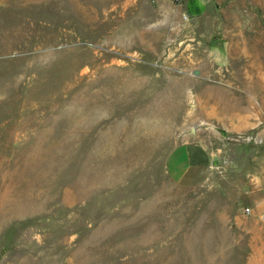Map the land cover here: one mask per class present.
Segmentation results:
<instances>
[{"label":"rangeland","instance_id":"rangeland-1","mask_svg":"<svg viewBox=\"0 0 264 264\" xmlns=\"http://www.w3.org/2000/svg\"><path fill=\"white\" fill-rule=\"evenodd\" d=\"M0 264H264V0H0Z\"/></svg>","mask_w":264,"mask_h":264},{"label":"crops","instance_id":"crops-1","mask_svg":"<svg viewBox=\"0 0 264 264\" xmlns=\"http://www.w3.org/2000/svg\"><path fill=\"white\" fill-rule=\"evenodd\" d=\"M208 150L194 142H183L169 152L166 171L173 182L199 178L210 163Z\"/></svg>","mask_w":264,"mask_h":264},{"label":"built area","instance_id":"built-area-1","mask_svg":"<svg viewBox=\"0 0 264 264\" xmlns=\"http://www.w3.org/2000/svg\"><path fill=\"white\" fill-rule=\"evenodd\" d=\"M176 2H181V0H175ZM246 212H249V210L247 209Z\"/></svg>","mask_w":264,"mask_h":264},{"label":"water","instance_id":"water-1","mask_svg":"<svg viewBox=\"0 0 264 264\" xmlns=\"http://www.w3.org/2000/svg\"><path fill=\"white\" fill-rule=\"evenodd\" d=\"M220 44H221V43L219 42V43L216 44V46H220Z\"/></svg>","mask_w":264,"mask_h":264}]
</instances>
